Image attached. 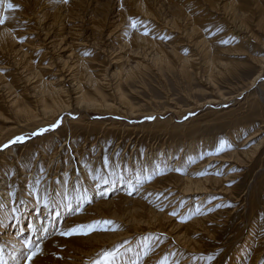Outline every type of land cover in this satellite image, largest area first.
<instances>
[{
    "label": "rangeland",
    "instance_id": "rangeland-1",
    "mask_svg": "<svg viewBox=\"0 0 264 264\" xmlns=\"http://www.w3.org/2000/svg\"><path fill=\"white\" fill-rule=\"evenodd\" d=\"M57 1L59 0H45V2L43 1L41 5L39 4L40 6L38 5L39 8L37 7L36 10L38 11L37 16L36 14H31V19H29L30 21L28 20L30 25H28L26 29H20L21 35L17 39L16 44L11 47L12 52L10 47H7L8 45H4V48L2 47V50H6L0 52V66L3 65L1 66L2 68L0 67V71L4 70L5 73L4 71L2 73L6 75L5 79V75L3 76L2 81L5 80L7 82H10L9 80H11L10 83H12V81H17L18 83L22 81V83H20L18 87H25V89H27L25 90V97L28 98V96L32 94V89L34 88L33 86H37L38 84L36 85L31 83L33 82L31 81L32 79L27 83L25 78L23 77L29 71H22L21 67L26 64L25 61L28 59V55H30L31 52L33 53L38 50L33 49L37 48L33 46L40 43L37 46L43 47L42 50L46 51V54L41 59V64L38 65L39 67L37 71L44 70V74H46V76L53 75L51 76L53 81L57 80L59 77L61 78L59 83L55 82V84L57 86H64V89H67L68 87V92L70 91L69 95L71 97H69L67 100L69 108L67 107L68 110L58 115L57 118L54 119L51 123L48 122V125L43 124V127H48L55 121L61 120V124L58 129H56L55 131H50L43 136L28 138L33 131L38 129V127H35L34 125H29V127L26 125L25 128H23L22 126L25 123L24 120L21 117L19 118L18 115L15 116L13 107L9 106L10 103H5L6 100H10V97L7 94H4L5 98L8 96L6 99H4V95L0 97V114L3 115V118L5 119H2L0 116V141L2 145L8 143L10 140L16 137V135L25 137L24 143L13 144L10 145L11 148L9 147L0 150V180L6 178V175H8L6 174V172L10 169L7 172L12 176V178L10 179V185L14 182L11 185V189L16 190L17 186H21V183H19L18 181L21 177L19 164H21L22 161H26V163L28 164V168H30L33 162H35L34 167H36L39 163V160L43 161L41 164L42 166L44 165L45 168L49 164L48 162H50V159L48 160V158L52 152V148L55 146V143H58L61 144L59 147L57 146L58 150L60 149V151H62V149L64 148V154H66V150H68L69 154L71 153L70 155H73L72 153H75L76 151V154H78V158L82 163L85 164L86 161L89 162V164L93 163L91 164L93 165L92 167L94 170L92 176L90 177V181L93 184H91V186H94L95 184L99 185V187H97L98 190L103 191L102 188L107 184L104 183V179L102 180V182L98 183L101 179H98L97 181V178L93 177V175L97 171H100L102 173H105V171H107L110 174L111 172L112 174H115L118 171L124 170L126 167L132 168L133 166H138V168L146 167L147 169H150L154 167L153 165H155V163H157V158L155 159V156L159 154V151H161V147L167 149L170 145H176L177 147L181 148L180 153L183 150H187L189 146H192L194 150L200 147V153L198 155L195 154L190 158L186 157V161L184 156H179L177 154L179 159L182 160H180L181 163L176 167L181 169L180 172L174 170L172 171L171 166L164 169V171L163 165L168 155L165 153V155L163 156L164 160L162 161L160 169L164 171V175H167L170 172H173L174 175L172 176L171 174L172 178L169 181L170 183H166V180H164V182L162 183L163 187H169L168 190H173L169 193H172L175 190H181V188L184 187L183 185L185 182L183 181V179L184 177H186V175L192 176L194 174L192 179H197L201 183L200 185L191 184L185 187V189L188 188L189 190H184L183 188L184 192H187L186 196L181 195L178 198L169 200V198H171V195H168L166 199H161L163 203L165 202V206L169 204V206H167L166 218L156 215L157 213L154 206H157L161 202L159 199L160 197L155 199L152 198L150 202L148 201L147 203H145V209H143L144 211H141L142 213L146 214L148 212L147 208H152L151 210L155 212V215L150 216L149 220H146V215L144 216L145 218L139 219L137 217V211L131 209L132 206L130 205H133L131 204V199L133 197H137V190L139 189L141 183H145L144 180H141L138 184H131L136 187V190L133 191L132 195L127 194L129 191V187L126 188L125 186H123V184H117L118 186L116 188L114 187L115 189H112L113 191L110 190V196L120 192L123 194V196L128 197L127 201H125V199L123 203L118 207V210H113L112 207L109 208V206H106V210L102 209L98 210L99 212H91L92 216L87 219V221L81 222L88 223L93 219H110L114 221V223L118 225L119 228L116 231H108L106 232L107 234L105 232H96L91 234L90 236H76V239H72V241L86 243H81L84 244L83 247L80 246L79 248L77 247L76 249H72V251L75 250V252H78L77 255H80L77 260L78 264H91V261L96 258V254L101 249H111L114 246L124 244L125 241L131 242L130 244H125L124 248L121 249L122 252L125 251V248L132 249L131 252H127L123 257L124 260L126 259L125 261L129 262V264L134 259H137L139 261V264H160V262L165 257H167L168 259V264H231V262L235 261L236 257L239 256H243L242 262L244 264H247V262L253 255L255 245L253 244V246H251V249L247 253H242L245 250L243 244L247 239L246 236L251 233V230H253V227L255 228V226L259 229V231H257L256 229L255 232L257 233H255V235H258L259 237L258 239L255 237V239H253L257 241L256 247H260V249H262L260 250L257 248V254H259L261 260H257L256 264H263L264 70L259 74L258 71L260 67H264V65H262V63L260 64L252 61V58L256 56H264V16H262L264 10V0H235L239 3L236 2L234 3V5L231 4V2V5H229L228 2L230 0H214L215 6L213 5V7H210V10L209 6L203 3V0L196 1V3L198 2L197 4H199L198 8L201 9L203 6V8L207 10L210 16H214L213 19L218 18L222 22L223 19L228 20L232 16L234 17V21H238L240 20V18L238 19L234 15L236 14L238 16L241 15V18L243 16V18H245V20H247V22L249 23L248 27L250 29L243 27L241 28L240 32L235 28L236 25L228 27L230 36H234V39H230V41L232 40L233 43L241 44L238 42V40H241L242 38V46L248 51L246 50L247 52H245L244 54L242 53L232 56L235 58H231V61L238 66H235V69L233 68L229 71L222 68V70L218 69L216 71L217 74H214L215 80L214 77L212 80L213 85L205 83V78L203 76L204 74L202 70L201 72L194 74L192 72L191 79H189L190 81L188 82L187 80L181 79L179 74H174V72L172 73L167 70L161 73L156 69L146 68L147 70L144 69L140 71L132 69L133 71L131 72L130 68L128 67L129 64H133L132 61L128 60V62H125L124 58H126L125 52L127 51V49H124V47L121 45V42L124 40H119L123 38L121 36L126 33L125 30L130 31V29H132L129 33H133L134 30L137 29V26L139 24H143L145 27L143 26L144 29L142 28V32L144 33L147 27L151 29L152 26L159 25L160 22L164 24L165 20H168L169 22H166H168L170 25V21L173 19V17L171 16H174L176 13L180 12V9H178V7L176 8V4L173 0H68L72 21H74V23L78 25L81 24L83 26L81 27L82 33L80 35V40L92 45V49H90L88 45L86 46L89 50L92 51L93 48H95L93 55V63L95 66L93 69H95L96 71H98L100 68H104V70L106 69L104 71L106 74V77L104 76V79L107 78L108 82L112 83L110 87L111 89H102V95L104 96L102 102H106V104L108 105L114 104L116 107L115 111L91 108L86 105V102H88V100L86 99L83 100L84 104H79L81 101L77 99V94H74V92L77 91L75 90V86H73V83H76L75 75L77 77L79 72V56L82 57V55L85 54L83 49H86V47H82V49H79V47L81 46L80 44L79 46L77 44H74L72 46L68 45L67 43L70 39L67 40V38L62 40L58 45L57 35L59 34V32H57V23L59 22V16L63 17L65 13V4H63L64 1L62 0H60L58 3ZM227 3L229 7L227 6ZM32 4L33 2L30 1L29 5L31 6V8L33 6L36 7V4ZM167 4H170L169 7H171L169 8ZM57 5L59 6L57 7ZM138 5H140V7L141 5L143 6L140 8ZM5 6V4L3 6L0 4V16L4 15L3 10L5 11ZM119 6L123 9L121 10L124 12L123 17L125 14V17L123 18L124 20L120 24L116 19L118 14L117 12L120 9ZM257 6L258 8L256 9ZM238 8L244 9L241 11V9ZM14 10L16 12L19 10L23 11V7L15 4ZM147 10H149L151 14ZM177 10L179 11L177 12ZM44 11H48L49 13L46 18L41 19L40 16H42L41 14ZM253 11L256 13H254ZM223 13L226 15H224ZM253 13L254 15L251 16ZM137 16L139 19H137ZM254 17L257 20L261 18L260 23L263 27L261 25H257V20ZM52 18L55 19V22L53 23H51ZM183 18L184 16L181 17V27L184 28L188 23L185 22L188 17L185 16L186 19ZM233 19L230 18L228 22L232 23ZM133 20L137 21L135 28L132 27ZM91 22L96 23L97 25L102 24V29L99 28L101 29L100 35L97 32V35L95 34V31H97L98 29H87L88 27H90ZM228 22L224 21L223 24L226 25L228 24ZM250 22L252 24H250ZM233 24H235V22ZM169 25H166V27H168ZM214 25V29L217 32H222L224 30L221 24L218 25L214 22ZM114 26L117 27H115L116 29L114 28V30L112 31ZM85 27L86 30L83 29ZM166 27L162 29L164 32L162 30L159 32L158 30L156 35L158 34L157 39L165 41L167 43L169 40L167 38L169 35L168 32H170V30ZM28 28L30 29L27 30ZM185 30H187V27L185 28ZM250 30L257 34H255L256 37L253 36L254 41L249 38V33L251 34ZM25 31L29 32L25 34ZM110 31H112V35L110 34V36H108ZM120 33L122 35H120L119 37L118 34ZM171 34L174 36L170 38L174 40V37L177 35H175L174 32H171ZM51 35L52 37L47 39ZM163 35L165 39L162 38ZM212 35H209L208 37L210 38L212 37ZM219 35H221L222 37L223 34ZM230 36H228L225 40H223L224 37H220V46L222 48H225V46L229 44L222 43V41H227ZM27 38L28 42L24 43V45L28 44V46L25 45V48L23 47V49L19 48L18 45L22 43L20 41L22 40L24 42ZM116 38L118 39L116 40ZM246 40L248 42H245ZM44 42L47 43L46 47ZM188 46L191 45L188 44ZM69 47L71 48V50L73 49V52L70 55ZM18 48L19 50H17ZM23 52H26V56L24 57L25 60L21 58L18 59L19 55H21ZM39 53L40 52H37L36 55H38ZM109 53H111L112 55ZM246 54H251L252 58L250 57L249 61V56ZM236 56L237 58L240 57L238 58L241 60L240 62L238 59H236ZM152 57L155 58V55H153ZM121 59L124 61H122ZM50 61L52 63H50ZM152 61L150 62V60L148 59L145 60V63H149L148 66H151ZM157 61H155V63H157ZM48 62L50 63V65L48 64ZM100 64L104 66L102 67L100 66ZM66 66H68L69 69H67ZM48 67L49 69H47ZM29 69H32V66L28 67L27 70ZM119 70H121L120 77L115 73ZM51 72L53 73L51 74ZM127 72L133 74H131V77L126 82H120V84H118L119 86H117V83L119 81H122L121 76H125ZM2 75L3 74H1V76ZM38 79L39 77H37V80ZM208 83H210V81ZM188 84L191 85L189 86ZM86 90L87 95L91 93L90 89ZM117 91L118 93L124 94V98L122 99L123 105H120L117 99L114 100V97L116 98L115 95L119 96V94H117ZM63 96L66 97V94H63ZM27 100V106H31V100ZM1 103L3 104L1 105ZM19 106H23V104L19 103ZM146 117H155V119L147 120ZM86 124H89V127H87L89 128V130H85ZM99 124H102L103 127H99ZM110 127H112V129H108ZM71 131L75 134L72 142L70 140L68 141V138L70 136L69 133ZM53 133H55L57 137H54ZM76 134H81V136L76 137ZM10 135L12 136L10 137ZM85 136H87V139L84 142L85 147L78 149L80 147V142L84 140ZM220 140H225L229 147H226L223 152L217 155L216 149L219 147ZM64 141H66L67 143L65 146H62ZM2 145L0 144V146ZM70 145L71 147H69ZM10 150L12 151V154H6V151ZM56 155H58V153L54 154L53 158H55ZM105 155H107L108 157V167H105L103 163ZM177 155L175 154L173 156L177 157ZM192 158L193 160L190 161V159ZM9 159H11V161H15L13 164L16 166L13 165L12 168H8L6 166V162ZM73 159L74 158L72 157V160ZM173 161L174 159H172V162L170 161V165L173 163ZM203 161L204 164H202V166H199L198 169L193 172L189 171L192 165ZM86 165L87 163L85 164L83 170L84 172H89V166L87 167ZM53 167L54 165L48 172V175L43 177V179H41L40 181L39 189L37 192V198L40 199V201L42 191L44 192V194H47L49 191L48 189H45L47 187V184H44V182H60L61 180V178H58V174H54ZM64 167L65 164H63L60 170L63 171ZM67 170L70 171L68 167ZM205 171L207 172L206 175H198V173ZM81 176L82 173H78V178H81ZM75 179H73V181ZM172 179L176 181H173ZM86 184L87 186H89L90 182L88 183L87 181ZM22 185L25 186L24 183H22ZM191 187L193 188L191 189ZM168 190L164 191V193L168 194ZM196 190L200 193H192ZM51 192H53V187H51ZM100 192L98 191V193L89 196L88 199L91 201V203H85L83 210L79 211V213L77 212L78 215L80 213L83 214L82 212L85 210L86 206L92 205L95 200H97L98 198H102L99 195ZM164 193H162V195H164ZM201 198L203 199L197 201ZM107 199H109V197ZM145 199H148L147 196L143 197V201H146ZM213 200L219 201L218 203H215V205L208 207V209L205 208ZM70 201L72 202V204H74V208L79 203L83 202L81 199L77 198ZM127 203L129 205H127ZM217 205L223 206L217 207ZM226 205H231V207H227ZM197 208H199V212H197ZM208 210H211V213L213 214L212 218L206 217L205 221L201 220L197 225L195 224L194 226L191 224V222L193 220H196L198 216H206L209 213L208 212L206 214ZM172 212H175L176 215H170V213ZM224 214L228 215V217ZM65 216H67V214L62 215L61 218L56 219V224H51L52 228L50 230V233L48 232L46 235H53L54 230L61 227L65 222ZM182 219L186 220V222H181ZM137 223H139V225ZM190 224L192 226H189ZM26 225V222L22 223L23 227H25ZM259 226L261 227L259 228ZM42 227L43 224H41V227L39 228V233H41ZM189 233L190 235H188ZM95 234H97L98 236ZM31 239L34 240L35 236H33ZM184 240H186L187 242ZM37 242V240H34V243ZM64 244L66 243L62 242V245ZM68 245L69 244L67 243V245L62 246V249H66L67 253L59 254L58 252V256L55 257L59 259H61L60 257L67 258L69 256L68 253L71 252ZM145 245H147L149 249V254L147 256H144L143 254ZM85 247L87 248V250H83L85 249ZM89 248H92V250H88ZM157 248L161 250V256L159 258L154 256V251ZM82 250L84 252L83 254ZM87 251L90 252L88 253ZM174 251H176V253ZM85 253L87 254L85 255ZM216 253H219V255L216 256ZM209 256H215V259L209 261ZM184 258H186L187 260H184ZM65 260L67 261L68 259H64V261Z\"/></svg>",
    "mask_w": 264,
    "mask_h": 264
},
{
    "label": "bare ground",
    "instance_id": "bare-ground-1",
    "mask_svg": "<svg viewBox=\"0 0 264 264\" xmlns=\"http://www.w3.org/2000/svg\"><path fill=\"white\" fill-rule=\"evenodd\" d=\"M30 1H32L34 5L36 4V7L33 6L34 8L33 7L31 8V6L29 5ZM43 1L45 2V0H0V4L2 6L4 4L6 5L5 6L6 9L4 8L5 11L2 8V10L4 12V15L2 13L1 14L3 16H7L6 24L3 25V26H0V52L6 50V49L2 50V47L4 45H8L7 47H10V49H11V47L14 44H16L17 39L21 35L20 29L21 28L26 29V27H28V25H30L29 22H28V20L31 19L30 15L31 14H36V16H37V14H38L37 13L38 11H36L37 7H38L39 4L41 5V3ZM59 1H57V3ZM62 1H64V0H62ZM139 1H141V0H139ZM173 1L176 4L175 5L176 8L178 7V9H180V12L176 13L175 15L173 14L175 17L171 16V17H173V19L170 21V23H171L170 25L168 23L169 21L165 20L164 24H162L160 22V24L157 25L159 27H157L155 25V26H152V28L150 29V28H148L146 26L147 27L146 31L148 33L147 35H144L143 32H142V28L144 26L143 24H139L137 26V29H135L133 33H129L132 29H130V31L125 30L126 33L123 36H121L123 38L119 39V40H124V41L121 42V45L124 47V49H127V51L125 52L126 53L125 54L126 58H124L125 62H128V60L132 61L133 64H129V67H128V68H130L131 72L133 71L132 69L140 71V70H144L146 68H150V69L153 68V69H156L158 72H161V73L164 72L165 70H167V71L172 72V73L174 72V74L175 73L179 74L181 79L187 80L188 82L190 81L189 79H191V73L192 72L194 74V73L201 72V70H202L203 74H204L203 76L205 78V83L209 84V85L210 84L213 85V81L212 80H213L214 74H217L216 71L218 69L222 68V69H225L227 71L232 70L233 68L235 69V66H237V65H235V63L231 61V58H235V57H232V56L236 55V54H242V53L244 54L245 52L248 51L247 49H244V47L242 46V44H243V42H241L242 38H241V40L240 39L238 40V42L241 43V44L233 43L232 40L230 41V39H234V36H230V32L228 31V27L236 25L235 28L240 32L241 28H243V27L249 28L248 27L249 23L247 22V20H245V18H243V16L241 18L240 17L241 15L238 16L236 14H234V15L238 19L240 18V20H238L239 22L238 21H234V19H233L234 17H232V16L230 17V18L233 19L232 23L228 22L230 20V18L228 20H224V19L222 20L221 19L222 22L218 18H215L216 19L215 20V19H213L214 16H210L209 13L207 12V10H205L203 8V6H202L203 9L202 8L201 9L198 8L199 4H197L198 2L196 3L197 0H173ZM230 2H231V4L234 5V3H236L237 1L230 0L228 2L229 5H231ZM8 3H12L13 5H15V4L16 5H20V7H23V11L19 10V11L16 12L15 10H7V4ZM203 3L207 4V6H209V10H210V7H213V5L215 6V1L214 0H203ZM228 3H227V6H228ZM237 3H239V2H237ZM63 4H65L64 5L65 6L64 7L65 8L64 9L65 13H64L63 17L59 16V22L57 23V30H58L57 32H59L58 35L56 34L58 36V39H57L58 40V45L61 43L62 40L67 38V40L70 39L68 41V43H67L68 45L72 46L74 44H77L79 46V44H80L81 46L79 47V49H82V47H86L88 45V47H90V49H92V47H91L92 45L90 43H86V42H83V41L80 40V35L82 33L81 32L82 31L81 27H83V26L81 24L78 25V24L74 23V21H72L70 8H69V2H67V3L64 2ZM169 5H168V7H169ZM58 6L59 5H57V7ZM138 6L140 7V5H138ZM142 6L143 5H141V7ZM144 6H146V5H144ZM224 6H225V4H224ZM253 6H254V4H253ZM146 8H148V7H146ZM257 8H258V6L256 7V9ZM144 9H143V11H144ZM207 9H208V7H207ZM238 9H241V8H238ZM243 9H241V11ZM121 10H123V9L120 7V9L117 12L118 13L117 17L118 18L116 17V19L118 20L119 24L122 23V21L124 20L123 18L125 17V14H124V17H123V13L124 12L121 11ZM254 10H255V8H254ZM147 11H149V10H147ZM151 11H152V9H151ZM178 11L179 10H177V12ZM233 11H234V9H233ZM48 13H49L48 11H44L41 14L42 16H40L41 19L42 18H46ZM149 13H150V11H149ZM254 13H256V12H254ZM254 13L252 15L251 14L250 15L253 16ZM241 14H242V12H241ZM224 15H226V14H224ZM182 16H184V18H185V16L188 17L187 19L185 18L186 19L185 22H188V23H187V25L184 24V25H186L184 28L181 27V25H182L181 17ZM262 16H264V10H263ZM26 18H27V20H26ZM53 18L51 20V23L55 22V19H53ZM137 19H139L138 16H137ZM166 21H168V22H166ZM224 21L228 22V24H226V25L223 24ZM214 22L216 24H218V25L221 24V26L224 28V30L222 32H217L214 29V26H215ZM219 22H221V23H219ZM234 22H235V24H233ZM260 22H261V18L259 20H257L256 23H257V25H261L262 26V24ZM123 24H124V22H123ZM250 24H252V23L250 22ZM166 25H169V26L166 27ZM121 26H123V25H121ZM101 27H102V24H98L97 25L96 23H92L91 22L90 27H88L87 29H89V30L91 28H94L95 30L98 29L97 31H95V30L94 31H95L96 35H97V33H99V35H100L101 29H102ZM115 27H117V26H114L112 31L114 30ZM165 27L169 28V30H170V32H168L169 35H168L167 38L169 40H168L167 43L165 41H161V40L157 39L158 38V36H157L158 34L156 35L158 30L160 32ZM186 27H187V30H185ZM99 28H101V29H99ZM29 29L30 28H28L27 30H29ZM83 29L86 30V27L83 28ZM205 29H207V31H205ZM112 31L109 32L108 36H110ZM28 32L29 31H25L24 33L27 34ZM171 32H174L175 35H177V36L174 37V40H172V38H170V37L174 36V35L171 34ZM250 32H251V34L249 33V38H251L254 41V37L253 36H255L256 33H254L251 30H250ZM219 34H223L222 35V37H224L223 40H225L228 36H230L227 39V41H228L227 43H229V44L226 45L225 48H222L220 46V41L221 40H219V39H220L221 35H219ZM120 35H122V34L121 33L118 34L119 37H120ZM209 35H212V37L209 38L208 37ZM82 36H83V34H82ZM113 36H115V35H113ZM51 37H52V35L49 36L47 39H49ZM117 39L118 38H116V40ZM163 39H165L164 35H163ZM27 42H28V38L24 42L20 43L18 45V47L23 49V47L25 45L28 46V44L24 45V43H27ZM49 42H50V40H49ZM245 42H248V41L246 40ZM39 44H35V46H33V47H37V48H33V49H38V50H36L33 53L29 52L30 55H28V59L25 61L26 64H24L23 67L20 66L22 68V71H24V70H26L27 72L29 71L23 77V78H25L26 82L28 83L32 79L31 81H33V82H31V83L36 84V85L38 84L37 86H33L34 88L32 89V94H30L28 96V98L25 97V94H26L25 90H27V89H25V87H22V88L18 87L20 85V83H22V81L20 83H18L17 81H15V82L12 81V83H10L11 80H9L10 82H7L5 80L2 81L3 76L5 75L4 74L5 71L4 70L0 71V73L3 74L2 76L0 74V97H2L4 94H7L10 97V100L9 101L6 100L5 103H10V105L9 104H7V105L13 107L15 116L18 115L19 118L21 117L24 120L25 123L22 126L23 128H25L26 125L27 126L34 125L35 127H38V129L39 128H43V126H44L43 124H47L48 122L51 123L54 119L57 118L58 115H60L64 111H67L68 110L67 107L69 106V104L67 102L68 98L70 97V95H69L70 91L68 92V87H67V89L65 88L66 89L65 90L64 86H57L55 84V82L59 83L61 78L59 77L60 79L58 78L59 79V80L57 79L58 81L57 80L53 81L52 77H51V76H53V75H51L53 72H51V74L49 73L51 76H46V74H44V72H45L44 70L43 71H37V69L39 67L38 65L41 64V62H40L41 59L46 54V51L42 50L43 47L37 46ZM188 44H190L191 46H188ZM46 46H47V43H45V47ZM19 48L17 50H19ZM15 50H14V52H15ZM249 50H251V49H249ZM23 51H25V50H23ZM83 51H84L85 54H83L82 57L79 56L80 59L78 60L79 72H78L77 77L75 75L76 83L75 82L73 83V86H75V90L77 91V92H74V94H77V99H79L81 101L79 104H84L83 100L86 99V100H88V102H86V105L91 107V108L101 109V110L103 109V110H108V111H110V110L111 111H115L116 107H115L114 104H112V105L109 104L108 105V104H106V102L105 103L102 102V100L104 98V96L102 95V93H103L102 89L103 88H107L108 90L111 89L110 87H111L112 83H109L107 78L104 79L106 77L105 76L106 74L104 72L106 69L104 70V68H100L98 71L93 69L94 66H95L94 63H93V61H94L93 55H94L95 48H93V50H92L93 52L91 50H89L87 47H86V49L84 48ZM11 52H12V49H11ZM37 52H40V53L38 55H36ZM69 52H70L69 53V55H70L73 52V49L71 50V48H70ZM2 53H4V52H2ZM109 54H111V53H109ZM153 55H155V58L152 57ZM246 55L249 56L248 57V61H249V58L251 57V54H246ZM25 56H26V52H23L21 55H19L18 59L19 58L24 59ZM223 56H225V57H223ZM112 57H114V56H112ZM238 58H240V57H238ZM238 58L236 56V59H238ZM148 59L150 60V62L153 60L151 66H148L149 63H145V60H148ZM238 60H239V62L241 61L240 59H238ZM244 60H245V57H244ZM122 61H124V60H122ZM155 61H157V63H155ZM248 61H246V62H248ZM252 61L260 63V64L262 63V65H264V56L263 57H261V56L253 57ZM50 63H52V62L50 61ZM50 63L48 62L49 65H50ZM1 66H3V65H1ZM30 66H32V69L27 70L28 67H30ZM100 66L103 67L104 65L100 64ZM66 67H67V69H69L68 66H66ZM47 69H49V67ZM263 70H264V67L261 66L259 71H258V74L261 73ZM3 71H4V73H2ZM32 72H35V73H32ZM115 73L118 74L117 76L120 77L121 70H119L118 72H115ZM129 73L130 72H127L125 76L124 75L121 76L122 81H119L117 83V86H119L118 84H120V82L124 83L131 77V74H133V73H130V74ZM219 73H221V72H219ZM6 74H8V73H6ZM32 74H33V76H32ZM5 77H6V75L4 76V79H5ZM37 77H39L38 80H37ZM214 80H215V77H214ZM209 81H210V83H208ZM69 88H70V86H69ZM86 89H90L91 93L87 95V92H86L87 90ZM63 94H66V97L63 96ZM117 94H119V96L115 95L116 98L114 97V100L117 99L119 101V104L123 105L122 99L124 98V94L118 93V91H117ZM3 97H4V99L7 98V97L5 98V95ZM74 98H76V97H74ZM27 99L31 100L30 101L31 106H27V103H28ZM19 103H22L23 106H19ZM2 104L3 103H1V105ZM39 107H40V109H39ZM0 111H1V109H0ZM10 114H12V113H10ZM0 116H1L2 119H4L3 115L0 114ZM85 126H86L85 130H87V129L89 130V128H87V127H89V124H86ZM98 126L99 127H103L102 124H99ZM108 129H112V127L108 128ZM12 130H14V129H12ZM12 130H11V132H12ZM21 131H22V129H21ZM71 132L69 133L70 136L68 138V141L70 140L72 142L74 137H75V134L73 132L72 133ZM55 133H53V136L57 137V135ZM11 136L12 135H10V137ZM79 136H81V134L77 135L76 137H79ZM86 139H87V136H85L84 140H82L80 142V147L78 149H81V148L85 147L84 142H85ZM41 140H42V138H41ZM66 143L67 142L64 141L62 146H65ZM0 144L2 145L1 141H0ZM60 145L61 144H58V143L56 144L55 143V146L52 148V152H51V154L49 155V158H48V160L50 159L49 160L50 162H48L49 164L47 163L48 165L45 168H44V165L42 166V164H41L43 161H39V160H38L39 163L37 164L36 167H34L35 162H33V164L31 165L30 168H28V164L26 163V161H22V163L19 164L20 165L19 169L21 171V177L19 178L18 181H19V183H21V186H20L21 188L17 186L18 187V192H17V187H16V190L11 189V185L14 182L10 185V179L12 178V176L9 175V173H7L10 169L6 172V174H8V175H6V178H4L3 180H0V204L4 205L3 208H0V248L3 249L2 253H0V255H2V258L6 262V264H17V260L18 259H22L19 256V253L23 250L22 241L25 238H29V237L32 238L33 236H35L34 240L38 241L37 243H41L42 244V248H43V254L36 258V260L34 261V264H63V263L64 264H78L77 260H78L80 255H77L78 252H75V250L72 251V249H76L77 247L79 248L80 246L83 247L84 244H81V243H85V242H81L80 243L78 241H72V239L73 240L76 239L75 238L76 236L69 237L71 239H65L64 237H61V236H58V235H54V234L51 235V236L50 235H46V233H44V231H43V227H47L48 228V232L50 233V230L52 228L51 224L52 223L56 224V219L61 218L62 215L66 214L65 213V209H64V205H66L67 203L71 202L70 200L75 199V198L78 199L80 197H83L85 194L89 198L90 195H94L95 193H98V191L100 192L102 190H98L96 184H95L96 186L95 185L91 186L92 182L90 181V177L92 176V174L94 172L93 167H92L93 165H91V164H93V163L89 164V162L86 161L85 164L87 163L86 166L87 167L89 166L88 167L89 168V172H84L83 169H84L85 164L82 163L81 160L78 158L79 156H78V154H76V151H75V153H72L73 155H70L71 153L69 154L68 150H66V154H64L65 153V152H63L64 148L62 149V151H60V149L58 150V147ZM69 147H71V145ZM69 147H68V149H69ZM45 149H46V147H45ZM78 149H77V152H78ZM11 150L10 151H6V154H12ZM180 151H181V148L177 147L176 145H170V146H168L167 149L161 147V151H159V154L155 156V159L157 158L156 159L157 163H155V165H153L154 167L150 168V169H147L146 167L138 168V166H135V167L133 166L132 168L131 167H126L124 170L118 171L115 174H112V172L110 174L107 171H105V173L97 171L93 175V177L97 178V181H98V179H101V180H99L98 183L102 182L103 179H104V181L105 180L108 181L106 186L104 185L103 188L102 187H100V188L103 189L102 192L107 191V196L109 197V199L98 198L97 200L94 201V203L92 205L86 206L85 210L82 212L83 214L80 213L81 215L80 214L78 215L79 212L78 213L75 212V214H73V213L67 214V216H65V222L58 229H61V228H65L66 229L67 227L75 225V224H78L81 221H87V219H89L92 216L91 212H97L98 210L105 209L106 206H109V208L112 207L113 210L114 209L118 210V207L123 203V201L125 199H126L125 201H127L128 197L123 196V194L120 193V192L117 193V194L115 193L114 195L110 196V192H111L110 190L115 189L119 184H121V185L123 184V186H125L126 188L129 187V185L132 184V183L133 184H138L137 183V176L140 177V181L144 180L145 183H141V185L139 186V189L137 190V194H136L137 197H133L131 199V204H133V205H130V206H132V208L131 207H129V208L134 209L135 211H137V217L139 219L145 218L144 216L146 215V220H149L150 216L155 215V212L153 210H151L152 208L151 207L147 208L148 212L146 214L142 213L141 211L143 209H145V203H147L148 201L150 202L152 200V198L155 199V198L160 197L159 199L161 201V199H166L168 197V195H171V198H169V200L170 199H174V198H178L181 195L182 196H184V195L186 196L187 192H184V190H189V189L188 188L185 189V187H187V186H189L191 184H193V185L194 184L195 185H200L201 184L199 180L192 179L194 174L192 176L191 175H186V177H184V179L181 178L185 182L184 185H183L184 186L183 187L184 190H183V188H181V190L179 189L178 191L175 190L174 192L169 193V192H171L173 190L172 189L168 190L169 187H165V186L163 187L162 183L164 182V180H166V183L169 182L171 180V178H172L171 174H172V176H174L173 172H170L167 175H164V174L163 175H157L151 181H148V180L145 179V176L148 175L156 166H160L161 167L162 161L164 160L163 156L165 155V153L168 156H167L166 161L164 162L163 170L168 168L169 166H171V170L175 171L176 167L182 161L181 159H179L178 155L179 156H184L185 161H186L187 160L186 157L190 158V157L194 156L195 154L198 155L200 153V147H198L196 150H194L192 148V146H189L187 148V150H183L181 153H180ZM56 152L58 153V155H56V157L53 158V155L57 154ZM43 153H41V154H43ZM175 154L176 155L178 154L177 157L173 156ZM9 157H10V155H9ZM25 157H26V155H25ZM72 157L74 158L73 160H72ZM172 159H174V161L170 165V161L172 162ZM60 160H61V162H60ZM191 160H193V158L190 159V161ZM14 162L15 161H11V159H9L6 162V166L8 168H12V166L14 165L13 164ZM52 162H53V165H54L53 172H54V174H58V178H61V180H60V182H53V181L52 182L50 181L48 183L44 182V184H47V187L45 189H48L49 191H48L47 194H44V192L42 191V188H41L42 195H41V201H40V199L37 198V194L35 196L29 195V191H30L29 184H31L33 188H37L38 187V189H39V186H37L35 182L37 180L41 181V179H43V177L48 175V172L52 169V166H53ZM91 162H93V161H91ZM7 163H9V164H7ZM63 164H65V167H64V170L61 171L60 169L62 168ZM202 164H204V161L203 162H198L197 164L192 165L191 168L189 169V171H191V172L195 171L196 169H198L199 166H202ZM14 166H16V165H14ZM67 167L70 169V171L67 170ZM78 173H82L81 178H78ZM188 173H190V172H188ZM73 179H75V180L73 181ZM13 181H16V180H13ZM72 181H73V183H72ZM87 181H88V183L90 182L89 186H87V184H86ZM173 181H176V180H173ZM22 183H24L25 186L22 185ZM51 187H53V192H51ZM192 188L193 187H191V189ZM166 190H168L167 191L168 194L164 193V191H166ZM10 192L11 193H15V204L13 203V197H11L9 195ZM178 192H180V193H178ZM162 193H164V195H162ZM192 193L199 194L200 192H197V190H196V191H194ZM45 196H47L49 201H50V207L47 208V209L43 208V200H44ZM145 196H147L148 199L147 200L145 199L146 201H143V197H145ZM161 196H162V198H161ZM202 199L203 198H201V199H199L197 201H200ZM20 200H23L24 203L23 204L19 203ZM37 201H39V203H37ZM218 201L219 200H215V201L213 200L205 208L208 209V207H211L212 205H215V203H218ZM164 203L162 201L159 204L156 203L158 205L154 206V208L156 209V213H157L156 215H159V216H162V217L166 218L167 217L166 216V214H167V206H169V204L167 203L168 205L165 206L166 204L164 205ZM71 204H72V202H71ZM57 205H59V207H57ZM72 205L74 207V204H72ZM75 205H76V203H75ZM127 205H129V204L127 203ZM13 207H17L20 210L18 213H16V215L20 216V218H21L19 224H17V221H16V219L14 218V216H13V214L11 212V209ZM160 208H163V211H161ZM168 210H169V208H168ZM58 211L61 213V215L59 217L56 216V213ZM111 214H112V211H111ZM206 214H207L206 216H204V215H202L200 217L198 216L196 218V220H193L192 222L190 221L191 224L194 226L195 224L197 225L198 222L201 221V220L205 221L206 217L207 218H212L213 217V214L211 213V210H208L206 212ZM220 215H221V213H220ZM224 215H226V214H224ZM226 216L228 217V215H226ZM159 219H160V217H159ZM23 222L27 223V225L25 227L22 226ZM30 223L33 225V229L32 230L28 229V225ZM81 223H83V222H81ZM41 224H43V227L41 229V233H39V228L41 227ZM137 224L139 225V223H137ZM191 224L189 226H192ZM260 227L261 226H259V228ZM17 229L23 231V235L18 236L17 235ZM256 229H257V231H259V229L256 228V226H255V228L253 227V230H251L252 234L250 233L249 235L246 236L247 239L245 240V242L243 244V246L245 247L244 248L245 250L242 253H247L251 249V246H253V244L255 245V247H254L255 250L253 252V255L251 256V258L249 259L247 264H256L257 260L258 261L261 260V258L259 257V254H257V248H258V247H256L257 246V241L254 240L255 238L258 239V237H259L258 235H255V233H257V232H255ZM155 234H156V232H155ZM95 235H97V234H95ZM188 235H190V233ZM184 236H185V234H184ZM180 237H181V235H180ZM85 238H87V237H85ZM175 239H177V238H175ZM34 240H32L33 243H34ZM89 240H91V239H89ZM192 240H193V238H192ZM181 241H183V240H181ZM184 241H186V240H184ZM62 242L66 243L64 245H67V243L69 244L68 246H69L71 252L68 253L69 256L66 255V256H68L67 258L60 257L61 259H59V258L55 257V256H58V252H59V254L67 253L66 249H62V246H64V245H62ZM195 242H197V241H195ZM176 243H178V242H176ZM95 244H97V243H95ZM163 244H164V242H163ZM89 246H91V245H89ZM175 246H177V245H175ZM196 246H197V244H196ZM93 247H95V246H93ZM162 247H163V245H162ZM164 247H165V245H164ZM90 249L92 250V248H89L88 250H90ZM258 249H260V247ZM83 250H87V248L85 247V249H83ZM83 250H82V254L84 253ZM260 250H262V249H260ZM76 251H79V250H76ZM180 251H182V250H180ZM174 252L176 253V251H174ZM193 252H194V249H193ZM177 253H178V251H177ZM238 253H240V252H238ZM86 254L87 253H85V255ZM154 256L159 258L161 256V250L157 248L154 251ZM172 256H173V254H172ZM172 256H171V258H172ZM14 258H16V259H14ZM242 258H243V256L236 257L235 261L231 262V264H244L242 262ZM64 259H68V260L64 261ZM160 259H162V258H160ZM185 259L186 258H184V260ZM147 263H149V262H147Z\"/></svg>",
    "mask_w": 264,
    "mask_h": 264
},
{
    "label": "snow or ice",
    "instance_id": "snow-or-ice-1",
    "mask_svg": "<svg viewBox=\"0 0 264 264\" xmlns=\"http://www.w3.org/2000/svg\"><path fill=\"white\" fill-rule=\"evenodd\" d=\"M65 3L68 2V0H64ZM7 10H14V5L12 3H8L7 4ZM7 22V16H0V26L5 25ZM137 24L136 20L132 21V27L135 28ZM219 30V29H217ZM205 31H207V29H205ZM144 35H147L148 33L145 31L143 33ZM163 38V37H162ZM20 42H23L22 40ZM222 43H227V41H222ZM147 120H153L155 119V117H146ZM61 124V120H57L54 123H52L51 125H49L48 127H43V128H39L35 131H33L30 136L28 138H32V137H37V136H43L46 133L50 132V131H55L56 129H58L60 127ZM25 142V137L23 136H16L14 137L12 140H10L8 143L0 146V150L9 148L10 145L13 144H17V143H24ZM226 147H229V145H227V142L225 140H220L219 141V147L216 149V154H220L221 152H223ZM104 166L108 167L109 166V162H108V157L107 155L104 156ZM175 171L180 172L181 169L180 168H176ZM164 172L160 169V166H156L148 175L145 176V179L148 181H151L155 176L157 175H163ZM207 172H201L198 173V175L203 176L206 175ZM140 182V177L137 176V183ZM36 185L39 186L40 181L37 180ZM105 184H107V180L104 181ZM97 187H99V185H97ZM29 195L35 196L38 192V187L37 188H33L31 184H29ZM136 190V187L134 185H129V191H128V195H132L133 191ZM9 195L11 197H13V203L15 204V193H9ZM99 195L102 198L107 199V191L104 192H100ZM78 199H81L83 202L79 203L75 208L72 206L71 202L67 203L66 205H64V209H65V213L66 214H71V213H75V212H79L81 210H83L84 204L85 203H91V201L88 199L87 195L85 194L83 197H80ZM19 203L23 204L24 201L20 200ZM37 203H39V201H37ZM223 205H217V207H221ZM227 207H231V205H226ZM4 205L0 204V208H3ZM50 207V201L48 199L47 196H45L44 200H43V208L47 209ZM57 207H59V205H57ZM161 211H163V208H160ZM20 210L17 207H13L11 209V212L14 216V218L17 221V224L20 223V216L16 215V213H18ZM197 212H199V208H197ZM61 215V213L58 211L56 213V216L59 217ZM170 215L175 216L176 213L172 212L170 213ZM181 222H186V220L182 219ZM119 226L116 225L114 223V221L110 220V219H93L91 222L88 223H79V224H75L72 226L65 228H61V229H56L54 230L53 234L54 235H58L64 238H69V237H74V236H90L93 233L96 232H108V231H116L118 230ZM28 229L32 230L33 229V225L30 223L28 225ZM43 231L44 233H48V228L47 227H43ZM17 235H23V231L17 229ZM23 250L19 253V256L22 259H18L17 260V264H34V261L36 260L37 257L41 256L43 254V248H42V244L41 243H33V241L31 240V238H25L23 241ZM130 241H125L124 244H120L117 246H114L111 249H101L97 254H96V258L93 259L91 261V264H129L128 261H125L123 259V257L125 256V254L127 252H131L132 249L131 248H125V251L122 252L121 249L124 248L125 244H130ZM3 249L0 248V253H2ZM144 256H147L149 254V249L148 246L145 245L144 248ZM219 253H216V256H218ZM16 259V258H14ZM213 259H215V256H209L208 260L212 261ZM0 264H6V262L3 260L2 255H0ZM130 264H139V261L137 259H134L130 262ZM160 264H168V259L167 257H165Z\"/></svg>",
    "mask_w": 264,
    "mask_h": 264
}]
</instances>
